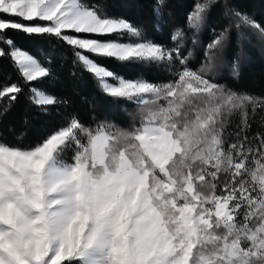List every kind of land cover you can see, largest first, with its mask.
Segmentation results:
<instances>
[{
    "label": "snow or ice",
    "instance_id": "1",
    "mask_svg": "<svg viewBox=\"0 0 264 264\" xmlns=\"http://www.w3.org/2000/svg\"><path fill=\"white\" fill-rule=\"evenodd\" d=\"M211 3L194 5L190 28L199 30ZM162 6L157 0V11ZM234 15L236 27L264 36L253 19ZM7 30L71 46L101 91L135 104L139 119L125 128L108 121L86 126L73 116L34 146L0 139V264H264V132L248 135L264 97L209 77L226 30L193 70L182 43L167 48L147 40L99 4L0 0V43L10 49L0 48V58L13 61L25 84L47 78L50 69L20 50ZM125 36L129 42H121ZM183 36L177 29L171 39ZM85 52L120 62L179 61L181 68L168 82L127 80ZM22 91L2 84L0 100L11 104ZM29 91L43 110L60 102L37 87ZM234 115L238 131L228 132Z\"/></svg>",
    "mask_w": 264,
    "mask_h": 264
},
{
    "label": "trees",
    "instance_id": "2",
    "mask_svg": "<svg viewBox=\"0 0 264 264\" xmlns=\"http://www.w3.org/2000/svg\"><path fill=\"white\" fill-rule=\"evenodd\" d=\"M89 5L99 4L112 17L128 20L138 27L147 39L171 47L182 43L183 55L189 57V67L199 69L206 61V46L226 30V39L221 47L214 50L215 59L208 73L213 82L237 92L264 97V36L247 26L236 27L238 20L234 13L250 14L252 19L264 28V0H212L206 10L204 22L199 30L189 29L188 16L197 2L205 0H163L162 19L157 15V0H85ZM26 23L22 18L3 16ZM184 33L181 41H173L172 31ZM7 37L22 50L36 57L50 69V75L38 82L25 84L13 61L5 56L0 58V85L17 83L23 91L15 102L7 98L0 100V139L20 147L34 146L49 136L55 129L75 116L86 126H95L99 121H108L120 127H130L138 122L135 104L118 100L104 94L94 76L76 61L71 46L58 38L25 34L19 30H7ZM90 36L91 34H78ZM104 40L116 36L95 37ZM0 48L10 49L3 43ZM100 65L118 76L127 79H145L153 83L168 82L180 70L179 61L169 66L143 62H120L114 58H101L86 53ZM238 75L233 74V66ZM38 87L57 98L56 105L43 110L30 100L29 89ZM6 109V110H4ZM238 115L230 117L228 132L238 131ZM264 132V110L257 109L251 121L248 135ZM234 137H229L233 140ZM68 161L73 153L67 150Z\"/></svg>",
    "mask_w": 264,
    "mask_h": 264
},
{
    "label": "rangeland",
    "instance_id": "3",
    "mask_svg": "<svg viewBox=\"0 0 264 264\" xmlns=\"http://www.w3.org/2000/svg\"><path fill=\"white\" fill-rule=\"evenodd\" d=\"M157 15H158V18H159V20H161L162 19V13H161V9H159V11H157ZM250 19H252V16L250 15V14H248L247 15ZM189 29H192V28H190V27H188ZM177 30L176 29H174L173 31H172V35H173V33H175ZM147 40H149V39H147ZM151 41V40H150ZM121 42H129V38L127 37V36H125L124 38H123V40L121 41ZM177 42H175L174 43V45H172L171 47H169V46H165V47H167V48H172V47H174L175 46V44H176ZM208 46V45H207ZM207 46H206V50H207ZM20 50H22L21 48H19ZM22 51H24V50H22ZM31 55V54H30ZM33 56V55H32ZM36 58V57H35ZM92 59V58H91ZM102 66V65H101ZM108 69V68H107ZM110 70V69H109ZM176 71H178L177 69H176ZM175 71V72H176ZM175 72H173V73H175ZM120 77H122V76H120ZM175 78H173V79H171V80H175L176 79V76H174ZM124 78V77H123ZM125 79H127V78H125ZM127 80H132V79H127ZM134 80V79H133ZM135 80H137V79H135ZM163 82H165V81H160V82H157V83H163ZM38 88V87H37ZM40 89V88H39ZM69 151H71V150H69ZM72 152V151H71ZM69 158V156L67 157V154H64V159L65 160H67ZM70 162V161H69Z\"/></svg>",
    "mask_w": 264,
    "mask_h": 264
}]
</instances>
